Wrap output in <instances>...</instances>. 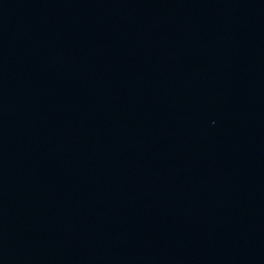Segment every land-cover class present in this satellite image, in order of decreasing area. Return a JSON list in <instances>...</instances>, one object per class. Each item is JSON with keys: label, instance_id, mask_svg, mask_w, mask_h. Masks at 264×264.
<instances>
[{"label": "water", "instance_id": "1", "mask_svg": "<svg viewBox=\"0 0 264 264\" xmlns=\"http://www.w3.org/2000/svg\"><path fill=\"white\" fill-rule=\"evenodd\" d=\"M0 264H264V0H0Z\"/></svg>", "mask_w": 264, "mask_h": 264}]
</instances>
